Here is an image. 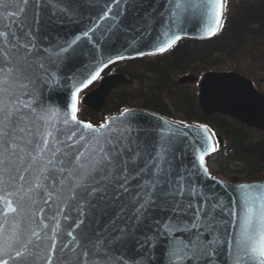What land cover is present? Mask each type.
Listing matches in <instances>:
<instances>
[{
	"label": "snow or ice",
	"instance_id": "6c2138e0",
	"mask_svg": "<svg viewBox=\"0 0 264 264\" xmlns=\"http://www.w3.org/2000/svg\"><path fill=\"white\" fill-rule=\"evenodd\" d=\"M142 5L0 0V264H264V185L240 184L226 200L203 182L215 151L207 125L161 121L142 138L128 108L99 126L78 119L82 88L111 53L125 58L120 41L126 50L151 35L157 17L136 15ZM226 8L166 0L154 51L137 54L166 52L193 19L214 36ZM65 17L78 32L50 41ZM75 61L69 110L45 107L43 90Z\"/></svg>",
	"mask_w": 264,
	"mask_h": 264
},
{
	"label": "trees",
	"instance_id": "16d2710c",
	"mask_svg": "<svg viewBox=\"0 0 264 264\" xmlns=\"http://www.w3.org/2000/svg\"><path fill=\"white\" fill-rule=\"evenodd\" d=\"M139 73L115 68L139 83L114 94L116 110H145L174 122L207 125L222 142L217 154L247 170L246 182L264 180V133L233 119L206 116L198 102L197 84L182 86L179 78L208 72H235L247 76L253 64L264 72V0L227 1L223 27L211 39L180 40L167 52L137 59ZM237 182L236 179L231 180Z\"/></svg>",
	"mask_w": 264,
	"mask_h": 264
},
{
	"label": "water",
	"instance_id": "95a60500",
	"mask_svg": "<svg viewBox=\"0 0 264 264\" xmlns=\"http://www.w3.org/2000/svg\"><path fill=\"white\" fill-rule=\"evenodd\" d=\"M227 1L233 2L236 0ZM165 7L166 0H143V5L138 9L136 15L142 17L145 12L151 11L152 14L157 17V22L153 23L151 26V35L146 37L142 41L138 40L136 44L132 45L131 47H128L126 50L121 47V45L123 44V40H121L120 43L117 45V49L119 54L123 55L125 58L117 60L116 53H111V58L114 62L108 64L107 67H104L101 71L100 76L109 66L116 62L163 54L157 53L154 55L141 56L137 53L140 51L146 53L154 51V47L151 43H149V41H153L157 32L160 31V25L158 23L160 16L158 15V13H162ZM153 8H155V11H153ZM81 10L85 14H87L89 11L88 4H82ZM132 14L133 13L131 12L128 13L129 16H131ZM63 20V23H60L59 25L54 24L52 26L51 35L49 36L50 41H55L57 36L67 38L70 36V34L77 33L79 28L81 27L80 24L69 21L67 17L63 18ZM180 34L182 36L181 40L194 41L208 40L216 35L215 34L214 36H207L205 34V30L203 28L202 23L195 19L187 22L184 25V31ZM129 35H131V33H129ZM88 47L91 46L89 45ZM88 47L85 48V55L83 57L85 63H87L90 59V57L88 56ZM79 65V61L69 63L67 67L62 68L63 75L60 76L59 84L50 85L49 87L43 90V96L39 97L38 99H41L43 101V105L45 107L59 108L61 111L69 110L70 105L69 108H66L65 105L68 104V101L71 96V91L73 90L74 85L77 82L73 80L72 77L73 72L79 70ZM99 78L93 81L92 84L97 82ZM78 79L79 77L77 78V80ZM195 83H198L199 106L206 116H226L243 126L264 133V94L258 91L255 86V83L252 80L235 72H208L201 79L194 75H187L178 80L179 85ZM92 84H90L87 88H89ZM122 85L131 86L133 85V80H130L127 76L123 74L107 76L100 81L96 89L85 95L82 100V104L92 112L101 113L102 110L105 108L106 98L115 88ZM87 88H82L78 96ZM131 110L134 114L133 127L142 130L140 132L142 138L146 133H150L153 129H155L156 126L161 123V121L175 123L174 121L168 118H165L150 111L138 109ZM77 115L78 119L81 120L79 112L77 113ZM119 115L120 114L113 115L109 118L118 117ZM221 145L222 142L220 140H216L215 137H213V147H215V151H210L206 154L205 164L206 159L208 157L213 156L217 151V147H220ZM182 147L186 153L183 159L185 160V163H187L188 160L191 159V155L188 152L187 143H185V145H183ZM213 178L215 177H213L211 174L208 177L202 176L203 182L209 185H215L216 191L223 195L226 200L229 198L232 200H236L239 197L240 193L237 189L240 184H230L223 179ZM241 184L264 185V181Z\"/></svg>",
	"mask_w": 264,
	"mask_h": 264
},
{
	"label": "rangeland",
	"instance_id": "374dc122",
	"mask_svg": "<svg viewBox=\"0 0 264 264\" xmlns=\"http://www.w3.org/2000/svg\"><path fill=\"white\" fill-rule=\"evenodd\" d=\"M150 57H153V56H150ZM253 66L255 68L250 67L247 69V71H246L247 76H248L247 78H249L250 80H252L255 83L256 88L264 91V72L259 70V68L256 66V64H253ZM115 68H119L122 70H129V71L134 72V73H139L141 71L139 66H138L137 59L116 62V63L112 64L111 66H109L107 71L113 72L114 70H116ZM98 82L99 81H97V83ZM97 83L96 82L93 83L89 88H87L84 92H82L79 95L80 96L79 97L80 102L78 104V112H79V115L81 117L80 118L81 120L83 119V121H84V120L88 119L89 117H92L91 120L93 121V123L96 126H99L100 124L104 123L109 117H111V115H112L111 113H113V111L116 110L115 108H116L117 104H116V101L113 100V97H111L108 99L107 105L105 106V109L102 110L101 113H97L95 115L89 114L88 108H86L82 104V100L85 97V95H87L89 92L93 91L94 89H96L98 87ZM193 85L194 84H187V85H182V86H193ZM94 87H96V88H94ZM197 87H198V84H197ZM138 88H139V83L135 82L132 89H138ZM123 90H126V88H123ZM215 139L218 140L217 137H215ZM206 164H207V168H208L210 174L213 177L223 179L230 184L256 183V182H246L245 181L247 170H245V168L243 166H240L238 164H233L231 162L227 163V161L225 159H223V157L217 153H215L211 157H208L206 159ZM234 179H236L237 182L231 181ZM259 182H261V181H259Z\"/></svg>",
	"mask_w": 264,
	"mask_h": 264
},
{
	"label": "flooded vegetation",
	"instance_id": "af4514ba",
	"mask_svg": "<svg viewBox=\"0 0 264 264\" xmlns=\"http://www.w3.org/2000/svg\"><path fill=\"white\" fill-rule=\"evenodd\" d=\"M108 69H106L103 73H102V75L100 76V78H99V82L97 83V86L99 85V83H100V81L103 79V78H105V77H107V76H110V75H115V74H123V72H118L117 70H114L113 72H110V71H107ZM123 75H125L126 76V74H123ZM135 83V82H134ZM134 83H133V85H134ZM263 84V83H262ZM133 85H131V86H128V85H122V86H119V87H117V88H115L111 93H110V95L106 98V104H105V106L107 105V101H108V99L109 98H111V97H114V94H116V93H118V92H121L122 90H123V88H126V87H133ZM96 86V87H97ZM256 86V85H255ZM96 87H94V88H96ZM93 88V89H94ZM258 89V88H257ZM258 91L259 92H261V93H263L264 94V91H262V90H260V89H258ZM80 97V96H79ZM105 109V108H104ZM103 109V110H104ZM88 112H89V114H91V115H95V114H97V113H95V112H92L91 110H89L88 109ZM121 113V112H120ZM117 114H119V113H116V114H112L111 116H113V115H117ZM81 118V117H80ZM91 118L92 117H89L88 119H86V120H84L85 122H89V123H91V124H93V125H95L94 123H93V121L91 120ZM83 120V119H82Z\"/></svg>",
	"mask_w": 264,
	"mask_h": 264
}]
</instances>
